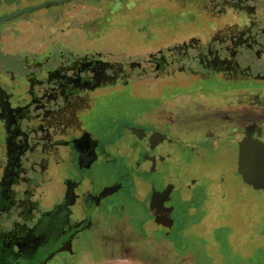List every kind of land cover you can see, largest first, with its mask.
<instances>
[{
    "label": "flooded vegetation",
    "instance_id": "af4514ba",
    "mask_svg": "<svg viewBox=\"0 0 264 264\" xmlns=\"http://www.w3.org/2000/svg\"><path fill=\"white\" fill-rule=\"evenodd\" d=\"M95 4L128 18L134 44H94L100 29L80 47L31 43L23 58L0 46L15 59L0 62V264H74L59 258L76 257L81 243L110 244L102 228L114 227L124 201L138 215L128 222L177 241L184 213L243 200L227 176L242 183L241 140L264 142V0ZM9 8L0 24L22 19ZM135 98L167 106L144 116ZM189 104L191 118L181 111ZM111 243L103 260L119 264Z\"/></svg>",
    "mask_w": 264,
    "mask_h": 264
},
{
    "label": "rangeland",
    "instance_id": "374dc122",
    "mask_svg": "<svg viewBox=\"0 0 264 264\" xmlns=\"http://www.w3.org/2000/svg\"><path fill=\"white\" fill-rule=\"evenodd\" d=\"M58 1L0 0L1 11L10 7L9 10L21 9L24 14L19 21L14 19L12 23L0 24V30L5 32L1 38L3 43H0V46L3 45L12 54L23 58L24 51L31 43L41 49L43 46L45 48L50 46L55 50L58 44L64 45L63 47H80L87 41H85V36H95L99 34L100 29L101 38L99 40L94 38L95 41L92 42L94 44L99 42L105 47H117L116 49L134 44L133 31L128 34L123 29L125 25H128V18L119 15V12L111 13L112 15L109 16L104 8L96 7L95 3L98 0ZM161 12L165 13V10ZM93 17H96L97 21L92 20ZM202 19L204 22L213 20L206 13H203ZM109 20L110 24L107 22ZM95 30H97L96 33ZM138 44L144 45L145 42L139 41ZM1 60L5 64H12L11 60L15 59L3 55L0 56V62ZM131 100L130 107L144 116L152 114L150 111L154 112L155 108L158 111L160 107L167 106L166 101L162 105L154 106L136 98ZM206 102L207 100H203L202 103ZM113 103L115 106L114 101ZM111 106L109 107L112 108ZM188 106H184L181 110L183 114L189 118L196 116L197 112H193L195 107L190 104ZM197 106L201 107V103ZM137 113L135 114L138 115ZM209 165L211 166L212 163ZM227 179L229 189L233 190L235 182L238 184L243 198L242 202L238 203L234 200L237 204L234 206L235 209L206 212L203 211L205 208L202 206L191 215L184 213L181 220L186 222L187 226L177 229V241L162 240L154 232L148 233L143 223L128 222L130 217L132 220L138 215L133 209L134 203H130L129 200L124 201L127 206L126 210L113 217L115 218L114 227L102 228L105 241L115 240L114 249L120 251L117 256L119 264H264V233L260 235V229L264 224V195L248 185L242 178V183L234 175H228ZM211 192L214 193L215 189L212 188ZM128 205H132L131 208ZM197 220L202 221L200 225L190 226ZM111 242L110 244H107L108 242L99 243V246L81 243L76 250V257H74L75 254L70 256L63 253V257L59 260L70 262L76 258L74 264H106L107 261L103 260V255L104 252H111L110 249L113 251ZM241 248H243L242 252L245 251L248 254L250 257L248 261H252L251 263L247 260L240 262L238 251ZM137 249L148 250V257L133 256Z\"/></svg>",
    "mask_w": 264,
    "mask_h": 264
},
{
    "label": "water",
    "instance_id": "95a60500",
    "mask_svg": "<svg viewBox=\"0 0 264 264\" xmlns=\"http://www.w3.org/2000/svg\"><path fill=\"white\" fill-rule=\"evenodd\" d=\"M237 168L241 178L264 195V142L250 136L241 140Z\"/></svg>",
    "mask_w": 264,
    "mask_h": 264
},
{
    "label": "trees",
    "instance_id": "16d2710c",
    "mask_svg": "<svg viewBox=\"0 0 264 264\" xmlns=\"http://www.w3.org/2000/svg\"><path fill=\"white\" fill-rule=\"evenodd\" d=\"M260 224H261V223H260ZM260 224H259V226H260ZM263 229H264V224L262 225V228L260 229V235H263V233H264V232H263ZM257 231H258V230H257ZM248 258H250V257H248ZM248 262H250V261H248ZM251 262H252V261H251ZM251 262H250V263H251Z\"/></svg>",
    "mask_w": 264,
    "mask_h": 264
}]
</instances>
